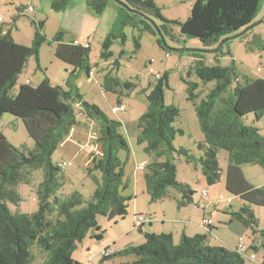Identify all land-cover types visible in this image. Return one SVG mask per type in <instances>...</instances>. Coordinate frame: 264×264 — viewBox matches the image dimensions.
<instances>
[{
	"label": "trees",
	"instance_id": "16d2710c",
	"mask_svg": "<svg viewBox=\"0 0 264 264\" xmlns=\"http://www.w3.org/2000/svg\"><path fill=\"white\" fill-rule=\"evenodd\" d=\"M95 15H100L113 0H85ZM115 20L101 43L99 58L105 62L111 58V45L115 41L124 43L127 26L141 33L162 40L171 34L170 25L176 24L180 34L197 39L204 48H211L227 35L240 36L255 27L254 19L261 0H196L190 15L182 22H168L153 0H120ZM53 12H64L70 0H49ZM17 17H14V20ZM155 20H160L157 25ZM3 25V24H1ZM0 25V119L4 114L23 121L34 149L27 154L11 145L0 132V264H35V254L43 255L41 264H79L72 259L76 245L90 231L101 240L103 231L98 226V217L109 221L124 219L128 204L134 196L125 166L131 156V147L121 133L122 123L110 118L92 104L84 101L75 81L80 74L90 76L89 47L65 42L66 31L60 30L52 39L42 33L43 22L33 23L34 39L31 46L15 43L10 30L4 32ZM236 34V35H235ZM161 37V38H160ZM228 38L227 40H229ZM135 47L139 49L137 40ZM43 44H56L55 57L72 67L65 87L52 86L44 77L40 84L32 87L21 84L13 92L19 75L30 58L39 68V50ZM216 44V45H217ZM212 51V50H211ZM217 51V50H216ZM213 50V52H216ZM219 51V49H218ZM195 57L194 70L203 82L216 81V86L204 100L196 103L197 84L188 83L187 100L193 102L203 141L197 144L200 156L196 157L185 148H175L173 141L184 131L173 124L180 113L173 105L164 103V86L167 74L141 89L145 95L146 110L137 120L138 144L148 156L143 177L150 201L172 199L173 194L179 208L193 202L194 192L189 185L177 180L175 157H183L187 164L199 168L209 185L220 179L221 169L217 155L220 150L228 153L226 169V191L244 202L264 208V185L252 186L244 177L241 167L256 165L264 170V136L254 124H244L241 118L253 115L258 121L264 113V76L238 83L230 94L232 68L206 66L202 56ZM118 66V62L112 63ZM102 89L122 94L138 87L130 81H122L107 73ZM80 107L84 116L99 128L98 142L101 157L93 161V169L100 172L95 179V190L89 200L74 192L62 198L63 170L52 162V156L78 124L74 106ZM120 105V104H119ZM121 106V105H120ZM117 107V106H115ZM123 152L125 158L119 157ZM42 172V181L36 189L37 209L32 213L12 212L8 203L18 207L21 197L15 190L19 184H29L32 171ZM231 221L250 229L253 237L260 236L256 252L264 249V230L258 228L252 211L244 206L230 213ZM145 242L128 246L118 252L103 256L102 262L113 256L135 257L132 264H246L236 251L223 246H211L208 236L183 234L176 244L172 235L144 232ZM251 248V247H250ZM108 251V249H106Z\"/></svg>",
	"mask_w": 264,
	"mask_h": 264
},
{
	"label": "rangeland",
	"instance_id": "374dc122",
	"mask_svg": "<svg viewBox=\"0 0 264 264\" xmlns=\"http://www.w3.org/2000/svg\"><path fill=\"white\" fill-rule=\"evenodd\" d=\"M14 3L15 10L26 11L20 17L14 20L12 16L7 15L3 31L10 30L15 43L23 46H31L34 39V25L33 23L43 22L42 33L47 39H52L59 31L60 25L57 20V13L50 9L49 0H32L33 12H27L26 1L7 0L6 3ZM155 5L160 9L161 16L168 22H182L191 12V8L196 0H153ZM115 8L118 4L115 1ZM13 6V5H12ZM23 6V7H22ZM114 15L113 8H105L100 15H95L97 22H106L108 17ZM157 25L161 24L160 20H155ZM254 23L248 32L233 38L234 35H227L220 38L219 43L211 48H204L202 44L194 38H190L180 34L179 27L176 24H171L170 36L162 38L165 45L161 48L157 43V37L148 33H141L136 28L127 26L124 29L126 39L123 44L115 41L110 51L112 53L108 62L99 58L98 48L101 49V43L105 38L107 31L109 32L108 25L94 24L93 32L89 36V41L86 40V47H89V65L91 69H95V78L92 82H88L85 74H80L75 81L79 93L83 96L85 102L97 106L102 113L109 116L111 104H123L128 110L127 113L119 112L114 114V117L122 122L121 133L128 141L131 147V156L125 166V173L128 176L134 170L135 158L138 161L145 160L148 157L143 152V145L138 144L137 136V120L146 110L145 95L141 93V89H148L150 83L155 82V78L149 73L153 69L156 73L167 74V85L164 86V103L166 105H173L179 110V117L176 119L173 126L176 129L184 131V135H177L173 141L175 148H185L196 157L200 156L197 149V144L202 142L204 137L200 130L197 116L194 110L193 102L187 100L188 83L197 84L195 94L197 98L196 103L204 100L208 93L216 86V81L203 82L198 78L195 73V57L193 55L202 56V60L206 66H220L232 68L233 74L231 76V85L228 89V94L236 87L238 83H244L246 80H255L264 76V0H261L259 9L256 13ZM242 31L238 32L242 33ZM107 35V34H106ZM236 35V34H235ZM67 36V35H66ZM161 38V37H160ZM230 38L229 40H227ZM134 39L139 44V49L135 47ZM83 46V45H82ZM45 46L41 54V59L45 65L50 60L55 61L52 51ZM219 49V51H218ZM212 50V51H211ZM216 51V52H213ZM132 60L128 62V60ZM118 62V66H113L112 63ZM34 60H30V66H34ZM105 69V70H104ZM260 69V72L257 70ZM33 71V69H32ZM107 73L112 76H117L122 81H130L137 84L138 87L132 91L124 90L122 94L114 92H106L102 89L103 78ZM42 77V73L37 72L34 80ZM25 79V73L19 75L16 86L13 90H17L19 85ZM124 101V103H123ZM78 124L72 129L66 140L60 145L52 156V162L66 161L71 162L72 166L63 170V188L59 192L62 198L68 197L74 192H78L85 200H89L95 190V179L100 180L101 174L99 171L93 169V161L98 160L102 153L100 144L98 142L99 128L97 124L88 120L82 113L79 106H74ZM108 112V113H107ZM110 114V113H109ZM111 118V117H110ZM244 124H253L259 129L260 135L264 136V113L258 121H254L253 115H247L241 118ZM0 132L4 134L7 141L24 151L26 154L34 149V142L29 138L24 123L21 119L16 118L9 114H4L0 119ZM119 157L124 159L125 154L121 152ZM217 160L220 169L223 170L222 176L214 184L210 185V192L207 197H203V201L213 202L210 204L214 222L220 227L221 240L226 244L232 246L233 237L236 235V229H244L240 223L232 221V229L224 224H229L231 221L230 213L238 212L244 206L248 207L258 224L260 230H264V208L248 204L241 200L239 197L234 196L226 191L225 182L226 174L225 169L228 164V153L220 150L217 155ZM173 162L176 166L177 180L181 183L189 185L190 189L194 192L193 202L190 204L189 209H195L201 202L199 190L206 187L201 180V174L195 172L193 166L187 164L183 157H175ZM245 179L254 187H261L264 185V170L256 165H244L241 167ZM141 175V173L139 172ZM94 177V178H93ZM30 183L19 184L15 190L21 197V202L18 207L8 203V207L12 212L20 211L23 213H32L37 209L36 189L42 181V172L32 171L30 175ZM138 197L128 204V213L124 219H116L109 221L105 217H98L97 222L100 229L103 231L101 240L94 238V231H90L87 236L76 245L72 253V259L79 264H99L102 261L104 253L103 250L108 248V251L118 252L127 246H137L145 242V237L141 233L142 229L137 227V215L140 214L146 219L147 226L149 227L148 218L153 220L154 216L160 221L153 222L152 230H164L165 226L162 225L163 220L173 219L180 214H175L170 208L173 199L153 202L148 204L144 201V196L141 194V186H136ZM219 196L230 198L231 203L225 201H217ZM149 197V196H146ZM150 199V198H148ZM206 199V200H205ZM152 205L156 214L152 215L149 206ZM167 205V206H165ZM172 205V204H171ZM167 207V208H166ZM193 207V208H192ZM137 209L138 214L134 216L133 210ZM216 215V217H215ZM221 221L222 223H217ZM144 224V225H145ZM135 227V229L133 228ZM147 228V227H146ZM169 228V226H168ZM160 234V233H159ZM213 236V235H212ZM211 246H222L217 237H212ZM247 246L253 243V235L250 229H246L242 236ZM255 238V237H254ZM261 240L260 236H256ZM209 240V238H208ZM228 240V241H226ZM258 240H255L257 244ZM179 242V241H178ZM227 249H229L226 245ZM251 253L256 252L249 247ZM259 254H256L254 261L246 260V264H264V249H259ZM35 254V264H41L43 255L38 252ZM262 257V258H261ZM135 257L128 256H113L104 264H132Z\"/></svg>",
	"mask_w": 264,
	"mask_h": 264
},
{
	"label": "crops",
	"instance_id": "0c3cea01",
	"mask_svg": "<svg viewBox=\"0 0 264 264\" xmlns=\"http://www.w3.org/2000/svg\"><path fill=\"white\" fill-rule=\"evenodd\" d=\"M6 1L7 0H0V14H2L4 16V20L6 19L7 15L12 16V18H14V17H18V16L20 17V14L22 15L23 12H26V11L20 12V10H17V9L15 10V5L12 2L13 0H11L12 3H10V1L8 3H6ZM17 2L19 3L21 1L17 0ZM32 3H33V1H32ZM106 8H113L114 15H112V18L110 15L106 22H103V17L101 19V22H97L95 14H93L91 12V10L87 7L85 0H70L66 10L64 12L57 13V16H58L57 20H58L59 25H60V30L67 32V36H65L64 41L67 43L73 42V44H75V45H81V46L83 45V47H86L85 46L86 40L89 41V36L93 32V29H94V24H96V25L104 24V25H108V27L111 28V26L115 20V17H116L117 9L115 8L114 3L113 4L110 3L108 5V7H106ZM5 23L6 22H4L3 25ZM3 25H1V26H3ZM107 33H108V31H107ZM106 34H105V36H106ZM45 46H49L48 48L52 51L53 58L55 60V61L50 60V62L47 65H45L41 59V54H42L43 48ZM55 49H56V44H51V45L43 44L40 47V50H39V68L37 67V64L35 61H34L35 65L32 66V68H28V66H30V60L33 59V58H30L27 65H26V68L24 69V71L21 74V75H23L25 73V79L19 85H17V89L21 84H28L32 87H36L38 84L41 83V81L43 80L44 77H47V79L49 80V82L52 86H58V87H62V88L65 87L66 80L69 76V73L72 71V67L63 63L62 61L58 60L55 57ZM98 51H99L98 52V55H99L100 48H98ZM131 61L132 60H130V59L128 60V62H131ZM32 69H33V71H32ZM37 72L42 73V77L38 78L37 80H34L33 78ZM92 72H93V75L87 77L89 79L88 82H92V80L95 78L96 70L92 69ZM160 74H163V72H160ZM152 77L154 78V75H152ZM16 91L17 90H15L14 93H16ZM123 103H124V101H123ZM120 105L122 107H124V109H125L124 112L127 113L128 109L125 106H123V104H120ZM120 105L119 104H116V105L111 104V106H110L111 108H110V112H109L110 114L107 112L109 117H111L115 120H119V119L114 117V114H118L119 112L113 113L111 109L115 106H120ZM135 159L136 160H135V164H134V170H132V173L128 174V178L130 179V182H131V193L134 196L132 201H134L135 198L138 197V194H136L137 193L136 186L140 185L141 186V194H142V196H144V201L148 202V204H152L150 199H148L149 197H146V196H148V194L146 193V190H145V183H144V177H143L144 169H142V170L140 169L141 166L145 168L146 164L149 162V159H148V157H146L145 160H141V161H138L137 158H135ZM226 169H227V167H226ZM226 169H225V174H226ZM193 170L195 172L201 174V180H202L203 184L206 185V187L202 188L198 192L200 197H201V202L198 203L199 206L195 209H189L190 205L183 207V208H179L176 205V202L172 201L171 202L172 205L169 203L168 208H170L173 213L180 214L181 218H178V216H177L173 219L163 220L162 225L165 226L164 230H161V229L152 230V228L154 227L153 222L154 221H157V222L160 221L158 218H156L154 216L153 220H151L149 222V227L147 226V224L139 227V229L140 228L142 229L141 233L144 234V232H148V233H154V234H159V233L170 234V235H172V239H173L174 243H176V244L178 243V241L180 240V237L183 234H185L189 237L195 236L197 234H205L208 236L210 244L212 243L211 240L213 239L212 237L214 236V237L218 238V241L220 243H222L221 245L223 247H226V245H227V247L229 249H235V247L238 244L239 239H242V241L244 242L242 236H243V232L246 230V228L241 225L244 229H240V230L236 229L235 232L238 235V238H236V235L233 237L232 246H230L229 244H226V242L224 240H221V237L218 234H221L223 236V231H220V227L218 228V226H217L218 224H216L214 222V217H213L212 211L210 210V208H211L210 204L213 202H209V199L207 202H204L203 201L204 198L201 194L202 191L207 190L208 195H209L210 185L207 183L205 177L203 176L202 172L200 171V169L198 167L194 168ZM139 172L141 173V175L139 174ZM222 172H223V170L221 169V176H222ZM176 197L177 196L173 194L172 199L175 200ZM163 200L165 202L166 199H163ZM159 201H161V200H159ZM165 206H167V205H165ZM148 209H150L151 213L153 212L151 214V216L156 214L155 209H153L152 205H150ZM137 211L138 210L134 208V210H133L134 216H136L138 214ZM138 215H140V214H138ZM215 217H216V215H215ZM203 219H211L212 220V226L210 228L204 227L202 225ZM228 222H229V224H224V225L229 226V229L231 230L232 229V226H231L232 221H228ZM217 223L221 224L222 222L219 221ZM168 226H169V228H168ZM133 228L135 229L134 226H133ZM255 240H258L257 244L255 243ZM226 241H228V240H226ZM252 241H253V243L250 246H247L245 243L244 244L247 247H251V248H252V246L259 247V243H260L259 239H257L256 237L255 238L253 237ZM228 243H229V241H228ZM106 249H108V248H105L104 250H106ZM114 251L109 250L110 253H113ZM259 253L260 252L258 251L257 254H259ZM262 256L264 257V253L262 254ZM107 261H104V262L100 261L101 263H99V264H104Z\"/></svg>",
	"mask_w": 264,
	"mask_h": 264
},
{
	"label": "built area",
	"instance_id": "2783aa9c",
	"mask_svg": "<svg viewBox=\"0 0 264 264\" xmlns=\"http://www.w3.org/2000/svg\"><path fill=\"white\" fill-rule=\"evenodd\" d=\"M25 1H26V4H27V6H26L27 12H32L33 11V6L31 4L32 0H25ZM4 22H5L4 16L2 14H0V25L3 24ZM257 71L260 72V69H258ZM149 73L154 75L155 80H157V79H159L161 77V74L160 73H156L153 69H150ZM92 75H93V72H90V76H92ZM111 110H112L113 113H118V112H124L125 111L124 107H122V106L113 107ZM56 165L58 166L59 169L64 170V169H66L68 167H71L72 163L71 162L62 161V162H58ZM140 169L142 170V169H144V167L141 166ZM201 194H202L203 197H207L208 192H207V190H205V191H202ZM217 201H219V202L225 201L226 203H231V199L229 197L225 198L223 196H219ZM136 217H137V223H136L137 227H141L147 222L146 219L143 216H141V215H137ZM148 219H149L148 222H150V218H148ZM202 225L204 227L210 228L212 226V220L211 219H203ZM235 249L245 260L254 261L256 259V254L251 253L249 251V247H247L243 243L242 239H239L238 244L235 247ZM103 253H104V256H107V255L111 254L107 250H103ZM86 264H90V262H87Z\"/></svg>",
	"mask_w": 264,
	"mask_h": 264
},
{
	"label": "water",
	"instance_id": "95a60500",
	"mask_svg": "<svg viewBox=\"0 0 264 264\" xmlns=\"http://www.w3.org/2000/svg\"><path fill=\"white\" fill-rule=\"evenodd\" d=\"M113 1H115L118 5L125 7V4L122 1H120V0H113ZM256 25H257V23L255 24V26ZM244 33H246V30L243 31L242 33H240V35H242Z\"/></svg>",
	"mask_w": 264,
	"mask_h": 264
}]
</instances>
